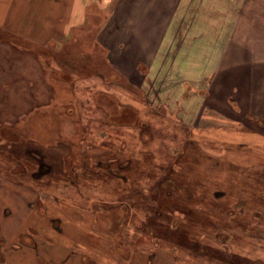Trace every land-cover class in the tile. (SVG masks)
I'll return each instance as SVG.
<instances>
[{"label":"rangeland","instance_id":"374dc122","mask_svg":"<svg viewBox=\"0 0 264 264\" xmlns=\"http://www.w3.org/2000/svg\"><path fill=\"white\" fill-rule=\"evenodd\" d=\"M84 3L87 17L68 34L59 32L63 17L34 18L29 26L53 25L34 33L16 31L22 19L14 11L0 19L1 258L33 264L36 251L81 243L101 263L110 238L94 244L102 237L91 225L111 215L113 223L98 228L117 235L119 263L109 256L103 264H129L134 252H145V264H264V139L250 137L264 131L227 122L222 107L215 113L201 106L209 85L202 70L185 69L182 77L168 66L179 41H165L171 51L163 76L130 82L118 75L119 60L128 69L118 59L126 52L117 55L112 41L149 32L140 27L144 2ZM172 20L175 27L192 19L188 12ZM175 232L183 239L166 243ZM224 232L234 238L219 239Z\"/></svg>","mask_w":264,"mask_h":264},{"label":"crops","instance_id":"0c3cea01","mask_svg":"<svg viewBox=\"0 0 264 264\" xmlns=\"http://www.w3.org/2000/svg\"><path fill=\"white\" fill-rule=\"evenodd\" d=\"M23 1L0 0V19L11 17L13 14L11 12L14 11V17L22 19L21 22L18 21L14 25V28L17 27L16 31L18 33H34V30L37 32L44 31L53 26L49 20L43 21L38 25L29 26L28 24L34 18L55 19L63 17L67 23H64L65 29L59 30V32L68 34L72 31V25L75 24L73 27L75 28L83 24L80 22L84 17H87L84 2L93 0H26L27 4L22 5L21 2ZM109 1L112 3L115 1L121 2L122 0ZM128 1L144 2L142 10L144 13L143 15L140 14L143 19V25L140 27H147L148 29L145 28V30H149V32H146L144 37H141L139 32L133 30L123 40L117 41L119 34L113 39L112 47L117 55V51L126 52L122 55L123 57L118 56V59H126L128 69L123 70V63L121 64V60H119L120 63H117L115 68L113 67L114 70H117L115 72L118 75L130 82L138 81L141 79V75L147 73L163 76V69L166 66L165 60L168 58L169 51H171L165 45V41L169 46H172L174 41H179L181 46L176 49L178 53L172 57V60H168V66L175 65L177 67L175 70L182 77H184L185 69L198 68L202 70V80L208 79L209 85L207 87L208 93L203 98H200L201 106L213 110L215 113L216 111L219 112V108L222 107L223 112L219 113H225L227 110L230 115L240 114V118H232L230 115H225L227 117L225 120L231 124L248 125V127L250 125L257 126L264 131V0ZM13 3H16L14 8L12 6ZM188 12L192 19L190 25L183 26L179 25L178 22H174L175 27L172 26V19L176 18V21H178L186 18L188 17ZM68 18H74V20H68ZM4 23L5 21L1 25ZM36 28L41 29L37 30ZM167 35L168 38L166 37ZM101 43L103 44V42ZM187 48L189 50L187 52H190V57L187 62H184V54ZM37 65L39 66L38 63ZM141 65L143 70H141ZM168 77L173 79L172 75ZM218 80L222 82L229 81V87L218 86L216 89ZM43 82L45 83V80ZM140 83H143V81ZM53 99L50 96V100ZM43 104L44 101L35 105V110L25 114L34 113ZM200 115L201 112H199V118ZM3 122L11 123L5 115L3 116ZM257 136H260V139H264L262 134L250 135L251 138L260 141ZM262 175L264 176V173ZM235 215L241 218V214H234L233 216ZM98 221V218H96L95 223L91 225V230L93 233L99 234L102 239H93V242L94 244L98 243L101 248L103 243L110 238V245H104L101 248V254L105 259L103 262L110 256L117 263L120 252L119 244L121 243L115 233L111 232L113 234H110L101 231L98 228ZM170 225L173 226L172 223ZM176 232L168 235L169 239H166V243L171 244L172 242H178L177 239L179 238L183 239ZM157 237L159 240L161 237L165 238L164 235ZM196 238H200L202 241H209L208 238H204L201 234H198ZM49 244L51 245V243ZM83 247L81 243H74L54 254L50 253L48 255L45 252L36 251L38 255L35 259L33 256L31 260L33 264H103V262L100 263L98 260V255L93 254V251L91 252L92 255L88 254V249ZM125 247L124 251L127 259L129 254L126 255V253H129L128 249L130 247L128 244ZM172 249L175 250L176 247ZM173 253L175 252L173 251ZM138 255L136 257L134 252L133 259H135L134 261H129V264H134L135 261H137V264H145V261H140L145 257V252L139 257ZM173 262L175 261L170 263Z\"/></svg>","mask_w":264,"mask_h":264},{"label":"flooded vegetation","instance_id":"af4514ba","mask_svg":"<svg viewBox=\"0 0 264 264\" xmlns=\"http://www.w3.org/2000/svg\"><path fill=\"white\" fill-rule=\"evenodd\" d=\"M110 216H111V215H110ZM110 216H109V217H110ZM109 217L103 216V217H101L100 219H99V217H98V220H99L98 223H99V222H102V223L105 224V225H108V224H110V223H113L112 221L108 220ZM119 223L121 224L122 222L120 221ZM103 224H99V228H101ZM240 228H242V226H241ZM225 233H226V232H224L223 234H220V235H219V239H220V237L223 236V235H224L227 239H228V238H234V237H233V234H228V233L225 234ZM3 256H4V255H3L2 251H1V244H0V261H1V264H6L4 258H1V257H3ZM212 263H213V262H212ZM220 263H221V264H228V263L225 262V261H224V262H221V261H220ZM254 263H255V262H254ZM243 264H252V262L246 260V261H244Z\"/></svg>","mask_w":264,"mask_h":264},{"label":"trees","instance_id":"16d2710c","mask_svg":"<svg viewBox=\"0 0 264 264\" xmlns=\"http://www.w3.org/2000/svg\"><path fill=\"white\" fill-rule=\"evenodd\" d=\"M38 112V111H37Z\"/></svg>","mask_w":264,"mask_h":264}]
</instances>
